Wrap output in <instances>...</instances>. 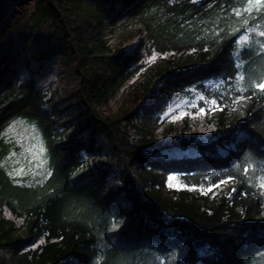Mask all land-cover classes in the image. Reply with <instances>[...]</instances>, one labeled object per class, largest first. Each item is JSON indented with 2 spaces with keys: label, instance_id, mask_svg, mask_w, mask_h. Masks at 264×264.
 Instances as JSON below:
<instances>
[{
  "label": "trees",
  "instance_id": "1",
  "mask_svg": "<svg viewBox=\"0 0 264 264\" xmlns=\"http://www.w3.org/2000/svg\"><path fill=\"white\" fill-rule=\"evenodd\" d=\"M133 18L136 47L109 46L108 32ZM258 31L264 0L18 8L0 28V264H264ZM143 36L168 55L140 73ZM207 78L224 81L203 117L209 132L185 120L160 134L173 97ZM14 119L40 133L50 171L41 185L17 184L2 166Z\"/></svg>",
  "mask_w": 264,
  "mask_h": 264
},
{
  "label": "rangeland",
  "instance_id": "2",
  "mask_svg": "<svg viewBox=\"0 0 264 264\" xmlns=\"http://www.w3.org/2000/svg\"><path fill=\"white\" fill-rule=\"evenodd\" d=\"M34 1L29 0L26 5L32 4ZM139 22L137 18H133L116 25L113 31L108 32L111 35V38L107 40L108 45L121 46L126 51L133 50L137 44V31L141 27ZM261 34L263 33L258 31L257 35ZM109 40H111L110 43ZM143 40L145 46L142 52V64L139 68L140 73L148 71L151 65H159L168 55V52L154 51L145 36H143ZM242 40L245 41L246 39L243 38ZM57 75V72L53 71L41 80L40 84L46 87L48 83H54ZM223 85L222 79L207 78L188 86L183 94L174 96L161 117L163 123L160 134L168 126V123L172 125V128H176L187 120L191 133L196 132V134L205 136L211 127L203 121V117L205 113L209 114L217 109L215 97L212 95L221 92ZM2 134L11 145L2 166L8 171L13 181L26 186L44 183L49 177L50 171L45 157V147L35 125L23 119H14L7 125ZM168 183L173 188L180 187L176 178L171 177Z\"/></svg>",
  "mask_w": 264,
  "mask_h": 264
},
{
  "label": "water",
  "instance_id": "3",
  "mask_svg": "<svg viewBox=\"0 0 264 264\" xmlns=\"http://www.w3.org/2000/svg\"><path fill=\"white\" fill-rule=\"evenodd\" d=\"M206 0H190L191 5H197ZM29 0H0V28L9 25L18 13V8L25 6Z\"/></svg>",
  "mask_w": 264,
  "mask_h": 264
},
{
  "label": "snow or ice",
  "instance_id": "4",
  "mask_svg": "<svg viewBox=\"0 0 264 264\" xmlns=\"http://www.w3.org/2000/svg\"><path fill=\"white\" fill-rule=\"evenodd\" d=\"M257 3H259V0H257ZM260 87H261L262 89H264V84L260 85ZM217 187H218V185H217ZM209 191H211V189H209Z\"/></svg>",
  "mask_w": 264,
  "mask_h": 264
},
{
  "label": "built area",
  "instance_id": "5",
  "mask_svg": "<svg viewBox=\"0 0 264 264\" xmlns=\"http://www.w3.org/2000/svg\"><path fill=\"white\" fill-rule=\"evenodd\" d=\"M110 38H111V35L109 34V35L107 36L106 39L108 40V39H110ZM110 42H111V40H109V43H110Z\"/></svg>",
  "mask_w": 264,
  "mask_h": 264
}]
</instances>
